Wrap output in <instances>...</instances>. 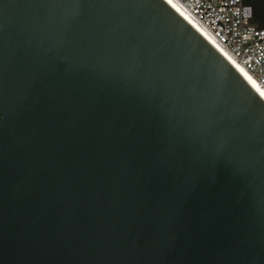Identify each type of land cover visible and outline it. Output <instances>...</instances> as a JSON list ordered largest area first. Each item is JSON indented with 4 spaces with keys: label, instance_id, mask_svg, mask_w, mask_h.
I'll use <instances>...</instances> for the list:
<instances>
[{
    "label": "water",
    "instance_id": "95a60500",
    "mask_svg": "<svg viewBox=\"0 0 264 264\" xmlns=\"http://www.w3.org/2000/svg\"><path fill=\"white\" fill-rule=\"evenodd\" d=\"M0 264H264V100L165 0H0Z\"/></svg>",
    "mask_w": 264,
    "mask_h": 264
},
{
    "label": "built area",
    "instance_id": "2783aa9c",
    "mask_svg": "<svg viewBox=\"0 0 264 264\" xmlns=\"http://www.w3.org/2000/svg\"><path fill=\"white\" fill-rule=\"evenodd\" d=\"M264 92V28L243 0H175Z\"/></svg>",
    "mask_w": 264,
    "mask_h": 264
},
{
    "label": "bare ground",
    "instance_id": "6f19581e",
    "mask_svg": "<svg viewBox=\"0 0 264 264\" xmlns=\"http://www.w3.org/2000/svg\"><path fill=\"white\" fill-rule=\"evenodd\" d=\"M186 22H188L195 30H197L249 83L255 92L264 100V92L256 84V82L247 74V72L239 66L229 54H227L220 46H218L204 31V29L190 17V15L182 9L175 0H165Z\"/></svg>",
    "mask_w": 264,
    "mask_h": 264
},
{
    "label": "trees",
    "instance_id": "16d2710c",
    "mask_svg": "<svg viewBox=\"0 0 264 264\" xmlns=\"http://www.w3.org/2000/svg\"><path fill=\"white\" fill-rule=\"evenodd\" d=\"M253 9L252 23L259 28H264V0H243Z\"/></svg>",
    "mask_w": 264,
    "mask_h": 264
}]
</instances>
